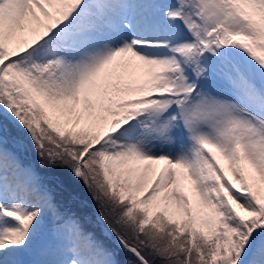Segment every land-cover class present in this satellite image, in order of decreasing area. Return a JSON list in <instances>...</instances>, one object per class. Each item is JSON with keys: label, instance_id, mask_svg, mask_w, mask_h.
Listing matches in <instances>:
<instances>
[{"label": "snow or ice", "instance_id": "1", "mask_svg": "<svg viewBox=\"0 0 264 264\" xmlns=\"http://www.w3.org/2000/svg\"><path fill=\"white\" fill-rule=\"evenodd\" d=\"M0 264H264V0H0Z\"/></svg>", "mask_w": 264, "mask_h": 264}, {"label": "trees", "instance_id": "2", "mask_svg": "<svg viewBox=\"0 0 264 264\" xmlns=\"http://www.w3.org/2000/svg\"><path fill=\"white\" fill-rule=\"evenodd\" d=\"M80 188H81V191H83V186L82 185L80 186Z\"/></svg>", "mask_w": 264, "mask_h": 264}]
</instances>
